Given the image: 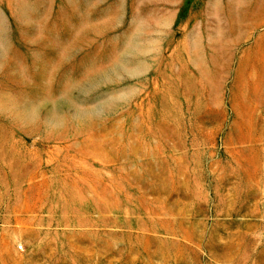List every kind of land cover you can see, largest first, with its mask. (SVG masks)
<instances>
[{"label":"rangeland","instance_id":"374dc122","mask_svg":"<svg viewBox=\"0 0 264 264\" xmlns=\"http://www.w3.org/2000/svg\"><path fill=\"white\" fill-rule=\"evenodd\" d=\"M0 264H264V0H0Z\"/></svg>","mask_w":264,"mask_h":264},{"label":"built area","instance_id":"2783aa9c","mask_svg":"<svg viewBox=\"0 0 264 264\" xmlns=\"http://www.w3.org/2000/svg\"><path fill=\"white\" fill-rule=\"evenodd\" d=\"M23 247L21 246L20 249H22Z\"/></svg>","mask_w":264,"mask_h":264}]
</instances>
